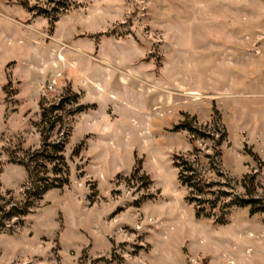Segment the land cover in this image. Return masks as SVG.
Returning <instances> with one entry per match:
<instances>
[{"label":"rangeland","instance_id":"374dc122","mask_svg":"<svg viewBox=\"0 0 264 264\" xmlns=\"http://www.w3.org/2000/svg\"><path fill=\"white\" fill-rule=\"evenodd\" d=\"M66 90L88 107L44 127L69 125L67 184L6 221L0 264H264V213L196 217L174 166L198 157L221 207L243 180L264 202V0H0L5 201L27 183L10 154L41 146L40 99Z\"/></svg>","mask_w":264,"mask_h":264},{"label":"trees","instance_id":"16d2710c","mask_svg":"<svg viewBox=\"0 0 264 264\" xmlns=\"http://www.w3.org/2000/svg\"><path fill=\"white\" fill-rule=\"evenodd\" d=\"M78 94L66 90V93L60 96L57 103H52L49 106L44 105V99L39 101L40 121L38 124L39 133L41 136V146L39 149L30 153H25L24 157H15L10 154V158L22 165L27 173V183L24 186L22 198L20 200H13L10 197L11 192L5 191L4 195L9 196L10 200L5 201L0 194V229L5 226L6 221L11 219H20L26 216L32 207L41 200L43 195L53 189L61 188L67 184V173L64 172V177L61 176L62 169L66 170V163L63 156L64 147L67 141L69 132V125L65 128V137L59 140L50 141L47 132L53 131L57 122H63L66 116H73L74 114L85 110L87 105H78L74 109L67 108L66 106L71 103H76ZM60 112V113H58ZM46 129H45V125ZM174 130H186L194 136H207L197 128L193 127L186 120H182L175 124ZM225 136L224 131L221 133V138L218 141L220 145ZM220 152L218 151V154ZM195 155V153H194ZM190 160L188 158L177 156L174 166L178 169V180L180 184L187 188L188 193L186 200L188 203L193 204L195 208L196 217H212L218 223H223L225 216L228 214V209L231 207H246L250 209V214L264 213V202H260L259 198L251 196L252 192L243 180L241 186L244 189V196L234 195L227 201H222L223 207L219 206V200L226 198L228 193L226 191L217 190V194L213 191H208L209 186L206 184L199 166L198 157ZM48 165H52L51 171H48ZM220 176V175H219ZM250 184L252 190L254 189V176H250ZM218 184V183H217ZM207 189V190H206ZM210 193L213 198L205 197V194ZM225 208L227 211H224ZM217 210V215L215 211Z\"/></svg>","mask_w":264,"mask_h":264}]
</instances>
